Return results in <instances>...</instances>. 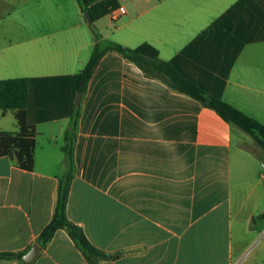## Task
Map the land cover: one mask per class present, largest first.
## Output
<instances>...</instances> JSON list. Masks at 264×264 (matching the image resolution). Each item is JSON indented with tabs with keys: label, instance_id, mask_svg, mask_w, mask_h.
<instances>
[{
	"label": "crops",
	"instance_id": "1",
	"mask_svg": "<svg viewBox=\"0 0 264 264\" xmlns=\"http://www.w3.org/2000/svg\"><path fill=\"white\" fill-rule=\"evenodd\" d=\"M118 3L125 14L95 22L103 39L153 45L182 77L264 124V0ZM87 24L77 0H0V80H29L26 121L38 133L33 171L0 158V253L32 248L53 219L95 45ZM80 106L66 213L117 256L100 264H264V222L250 224L264 188L251 149L235 144L239 128L111 52ZM0 130L17 131L13 112L0 111ZM33 264L89 262L59 230Z\"/></svg>",
	"mask_w": 264,
	"mask_h": 264
},
{
	"label": "trees",
	"instance_id": "2",
	"mask_svg": "<svg viewBox=\"0 0 264 264\" xmlns=\"http://www.w3.org/2000/svg\"><path fill=\"white\" fill-rule=\"evenodd\" d=\"M77 2L84 14L90 12L93 20L91 26L95 37L90 60L80 74L78 92H82L83 96L88 90L90 80L101 58L107 53H116L140 68L147 78L158 80L172 91L187 95L200 102L204 107L214 110L231 126L250 135L254 142L264 149V124L225 101L208 94L193 82L182 77L171 63L160 57L158 49L153 45L144 43L137 48H129L102 38L95 28V22L117 9L119 7L118 0H77ZM28 93L29 80L27 78L0 80V111L3 114L9 111L13 112L17 122V131L15 132L0 130V158H10L20 169L31 172L34 170L38 133L35 127L29 126L26 121ZM80 118L81 106H76L65 137L66 174L58 184L53 219L39 235L37 244L44 249L59 230H66L89 264H100V261L113 260L117 256L109 255L94 247L87 239L83 229L71 222L66 213L70 188L75 175L74 151ZM260 219L264 221V210ZM30 249L31 247L20 252L0 253V260L28 264L23 261V257Z\"/></svg>",
	"mask_w": 264,
	"mask_h": 264
},
{
	"label": "rangeland",
	"instance_id": "3",
	"mask_svg": "<svg viewBox=\"0 0 264 264\" xmlns=\"http://www.w3.org/2000/svg\"><path fill=\"white\" fill-rule=\"evenodd\" d=\"M108 21V18L106 19ZM90 33L94 35L93 27L87 24ZM242 144L243 146L250 148L251 153L254 154V157L257 159L258 163V178L260 180L261 188H264V149L259 147L253 140V138L248 135L247 133L243 132L242 130H238L235 133V144ZM263 220L260 219V215L254 216L251 219V225L255 226L256 228L260 229L261 225L263 224Z\"/></svg>",
	"mask_w": 264,
	"mask_h": 264
},
{
	"label": "water",
	"instance_id": "4",
	"mask_svg": "<svg viewBox=\"0 0 264 264\" xmlns=\"http://www.w3.org/2000/svg\"><path fill=\"white\" fill-rule=\"evenodd\" d=\"M84 15H85L86 20L88 21V23L90 25H92L93 24V20L91 18L90 12H86ZM82 97H83V93L82 92H78L77 99H76V106L77 107L81 105ZM41 250H42V248L40 247V245H38V244L34 245L29 250V252L26 255H24L23 261L25 263H28V264L33 263L34 260L37 258V256L40 254Z\"/></svg>",
	"mask_w": 264,
	"mask_h": 264
},
{
	"label": "built area",
	"instance_id": "5",
	"mask_svg": "<svg viewBox=\"0 0 264 264\" xmlns=\"http://www.w3.org/2000/svg\"><path fill=\"white\" fill-rule=\"evenodd\" d=\"M126 11L123 7H119L115 10H113L110 15L113 19H117L118 17H120L121 15L125 14Z\"/></svg>",
	"mask_w": 264,
	"mask_h": 264
}]
</instances>
